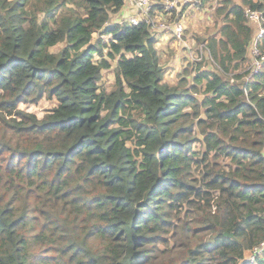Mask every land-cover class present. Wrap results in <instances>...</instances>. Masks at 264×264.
Masks as SVG:
<instances>
[{
    "label": "trees",
    "instance_id": "1",
    "mask_svg": "<svg viewBox=\"0 0 264 264\" xmlns=\"http://www.w3.org/2000/svg\"><path fill=\"white\" fill-rule=\"evenodd\" d=\"M242 1L226 0L224 53L209 43L226 71L251 53L256 25L246 9L264 11L260 0ZM126 2L0 0V264H264V252L246 258L264 241L260 83L201 68L194 85L169 83L150 23L111 21ZM106 56L118 57L110 92L100 83ZM203 82L198 99L192 91ZM44 95L58 103L42 116L19 107ZM211 150L230 163L206 181L218 194L192 225L206 235L186 232L185 252L156 263L150 245L166 238L184 202L201 197L190 174ZM90 209L95 241L76 229Z\"/></svg>",
    "mask_w": 264,
    "mask_h": 264
},
{
    "label": "rangeland",
    "instance_id": "2",
    "mask_svg": "<svg viewBox=\"0 0 264 264\" xmlns=\"http://www.w3.org/2000/svg\"><path fill=\"white\" fill-rule=\"evenodd\" d=\"M234 2L243 3L242 0H233ZM264 3V0H260ZM154 5L151 11V16L154 21V27L152 31L156 34H165L164 38L160 40L157 45V49L161 56L160 61L166 67L165 69V80L171 84H176L182 80L183 77L186 78L185 82L188 85H194V75L201 69H212L223 73V75L230 79L231 82L241 81V80H253L258 81L257 84L259 88V94L264 95V56L262 58L255 57L252 53L249 54L248 58L245 60H234L232 65H230L229 70L226 71L221 64H219V59H217L211 51L209 43L211 39L217 40L219 46V53H224L221 49L222 45L220 39H225L222 32V26L227 22V6L226 0H201V4L186 5L180 8L174 7L171 13L167 14L163 10V0H154ZM133 3L126 2L125 8L133 12ZM167 14L163 20H158V16L161 13ZM125 13L113 12L111 13V21H116L118 19H127L124 16ZM176 20H182L185 24V32L181 40L175 38L171 34L167 33V30H161L159 25L162 21L174 22ZM264 28V25L263 27ZM259 30L256 25L254 28V33ZM164 31V32H162ZM99 37V33L95 34L94 41ZM105 39L108 37L104 36ZM185 43V44H184ZM184 44V47H183ZM205 44V45H204ZM65 46L64 43H59L52 47V50L59 51ZM221 46V47H220ZM160 49V50H159ZM262 50V49H261ZM263 55L264 51L262 50ZM111 66L104 68L102 71V77L100 80L101 89H105L110 92L116 88V77H115V67L117 65L118 57L106 56ZM260 70L257 74L256 72ZM253 73L256 75L253 76ZM237 74H241L242 78H237ZM204 82L197 83V90L193 89V94L198 99H203L204 97ZM251 84V83H250ZM58 103L57 98H48L44 95L37 102H21L19 104L20 108L32 111L42 116L47 109L52 108ZM190 110L189 107H187ZM107 110L105 109L103 113L105 114ZM204 116V115H203ZM136 118V115H132ZM205 117V116H204ZM7 120L11 118L6 116ZM194 119L192 115L190 120ZM112 127H118L119 124H112ZM135 131L132 126L126 127ZM194 135L198 136L200 140H197L193 144V148L198 151V156L203 157V153H206V146L203 142L204 134L201 132L198 126L194 128ZM134 137L128 140V145L134 147ZM230 158L221 156L216 159L215 150H211L208 153L206 160L196 163L190 174L192 184L201 189V197L192 196L189 201L184 202L180 207L176 216L173 218V224L168 227L165 232L166 238L159 242L150 245L151 254L156 255L154 258L156 263H161L162 259L177 258L180 257L186 250V244L184 239L187 235L194 233L195 236L193 240L200 239L203 235L192 228L193 223L198 217V212L202 211L203 208L209 207V201L212 197L218 194L217 190L211 189L206 181L217 171L229 170ZM213 211V209H212ZM188 219L191 224L189 228L185 229L182 227L183 221ZM99 223L97 216L92 213L90 209L83 211L77 219V231L82 235H87L90 240L95 241V235L92 233L95 225ZM252 254L248 251V256Z\"/></svg>",
    "mask_w": 264,
    "mask_h": 264
},
{
    "label": "built area",
    "instance_id": "3",
    "mask_svg": "<svg viewBox=\"0 0 264 264\" xmlns=\"http://www.w3.org/2000/svg\"><path fill=\"white\" fill-rule=\"evenodd\" d=\"M154 0H133V12L129 9H126L125 7L120 10V12L125 13L124 16H127V19L121 20L118 19L116 20L117 22H123L127 21L131 25H137L142 21H146L150 23V30L152 34L156 38L157 44L162 40L165 36L166 33L164 34H159V33H154L152 31L154 27V21L151 16V11L154 5ZM163 10L167 12V14L171 13V11L174 9V7L180 8L181 6H186V5H194V4H201V0H163ZM167 14H164V12L161 13L160 16H158V20H163ZM246 16L248 17L250 23L257 25L259 27V30L255 31L253 35V39L251 42V53L258 58H262L263 52H262V43L264 39V11L258 10V9H246ZM159 28L161 30H167V33L171 34L175 38L181 40L183 38V34L185 32V24L182 20H176L172 23L170 22H165L162 21L159 25ZM155 29V27H154ZM164 32V31H162ZM155 42V44H156ZM185 44V43H184ZM183 44V47H184ZM157 47V45H156ZM160 50V49H159ZM159 52V51H158ZM264 62V61H263ZM258 70L256 74L259 72ZM253 73V76L256 75ZM253 82V80H249V83ZM248 251L252 254L248 256ZM246 252V258L249 260L255 261L258 257H261L264 252V241H262L260 244L255 245L253 248L248 250Z\"/></svg>",
    "mask_w": 264,
    "mask_h": 264
},
{
    "label": "crops",
    "instance_id": "4",
    "mask_svg": "<svg viewBox=\"0 0 264 264\" xmlns=\"http://www.w3.org/2000/svg\"><path fill=\"white\" fill-rule=\"evenodd\" d=\"M130 3H132V2H130ZM125 6V5H124ZM124 8V7H123ZM132 8H133V6H132Z\"/></svg>",
    "mask_w": 264,
    "mask_h": 264
},
{
    "label": "clouds",
    "instance_id": "5",
    "mask_svg": "<svg viewBox=\"0 0 264 264\" xmlns=\"http://www.w3.org/2000/svg\"><path fill=\"white\" fill-rule=\"evenodd\" d=\"M131 2L133 3V0H131Z\"/></svg>",
    "mask_w": 264,
    "mask_h": 264
}]
</instances>
